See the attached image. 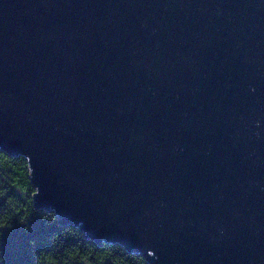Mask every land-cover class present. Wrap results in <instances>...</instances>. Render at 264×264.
Segmentation results:
<instances>
[{
	"label": "water",
	"instance_id": "water-1",
	"mask_svg": "<svg viewBox=\"0 0 264 264\" xmlns=\"http://www.w3.org/2000/svg\"><path fill=\"white\" fill-rule=\"evenodd\" d=\"M0 152L98 245L264 264V0H0Z\"/></svg>",
	"mask_w": 264,
	"mask_h": 264
},
{
	"label": "trees",
	"instance_id": "trees-1",
	"mask_svg": "<svg viewBox=\"0 0 264 264\" xmlns=\"http://www.w3.org/2000/svg\"><path fill=\"white\" fill-rule=\"evenodd\" d=\"M34 193L27 160L0 152V264H149L61 224L55 212L36 208Z\"/></svg>",
	"mask_w": 264,
	"mask_h": 264
}]
</instances>
